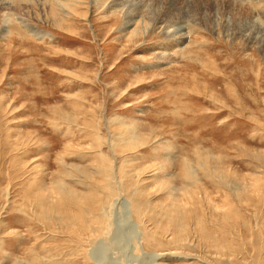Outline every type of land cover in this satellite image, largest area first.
Returning a JSON list of instances; mask_svg holds the SVG:
<instances>
[{"label":"rangeland","instance_id":"obj_1","mask_svg":"<svg viewBox=\"0 0 264 264\" xmlns=\"http://www.w3.org/2000/svg\"><path fill=\"white\" fill-rule=\"evenodd\" d=\"M15 1L0 0V264H264V0H80L62 28ZM122 196L141 254L118 221L99 240L109 223L87 210Z\"/></svg>","mask_w":264,"mask_h":264},{"label":"bare ground","instance_id":"obj_2","mask_svg":"<svg viewBox=\"0 0 264 264\" xmlns=\"http://www.w3.org/2000/svg\"><path fill=\"white\" fill-rule=\"evenodd\" d=\"M33 4L36 3V2H39L41 1L42 4H43V7L44 6H47L49 7V15H51V18H52V21L54 23L52 24H55L57 27H63L65 25L64 24V20L66 18H68V8L72 9L73 10V7L77 6V4L80 2V0H30ZM23 2H29V0H16L14 2V6H22L23 5ZM17 3V4H15ZM68 7V8H66ZM66 8V9H65ZM132 16L134 15H131L130 18L127 20V23L128 22H132V23H136L134 17L131 18ZM258 19V18H257ZM260 21V20H259ZM138 23V22H137ZM23 30L26 32V33H29L31 36H34V37H42V36H45L44 34H40L39 32H35L33 31L31 28H29L28 26H24L23 27ZM138 30V29H137ZM132 31V30H131ZM162 31V30H161ZM175 31H181V30H175ZM3 32L4 33H8V32H5L4 29H3ZM133 32V31H132ZM169 30H165L163 33L166 34V36H173V34L170 32ZM185 35V32H182L180 33V35L178 34L177 37L173 38L172 40L174 41V43L176 44H181L182 41L184 40V36ZM183 166L181 168H185L187 169V165H188V162H187V159L185 160V158H183ZM103 163V162H102ZM188 168H189V165H188ZM191 169V168H190ZM189 170V169H188ZM188 170L185 171V176L186 177L189 173ZM190 171V170H189ZM192 171V170H191ZM183 173V172H182ZM192 173V172H191ZM183 176V175H182ZM188 177V176H187ZM186 177V178H187ZM105 178V177H104ZM106 180V178H105ZM60 185H62L60 183ZM109 188V187H108ZM107 188V189H108ZM59 189H62L59 188ZM63 190V193L65 192V190H67V194L68 196L70 197H73V198H76L77 201L81 199V194H77L75 192V190L73 191H69L67 188L66 189H62ZM61 190V191H62ZM70 194V195H69ZM87 194V193H85ZM98 195V194H97ZM96 196V195H95ZM84 197V196H83ZM86 198H89L88 196ZM85 199V197H84ZM83 199V200H84ZM90 199V198H89ZM123 199V200H122ZM109 199L105 198V199H96V203H93L92 201L88 203V201H86V203L88 204L87 205V210H88V213L92 214L93 216H95L96 218L94 219L93 223H97L96 227L97 229L100 230V227H102V225L104 224V221L107 220L109 225L108 227H105L107 229V232H108V236L106 235V237H102L101 241H104V242H108V239H109V235L111 234L110 231L112 232V229L114 228L113 225L116 227L117 225V221L119 222V226L121 227V229L124 227L127 232L129 233V236H127V238H131L129 239L130 241H132L133 243V246L131 244V246L134 248V250L137 251V253H140L141 254V250H142V245L140 243V236H141V233L137 231V222L136 221H133V219L131 218V214H130V208L133 209V206L134 204L130 203L122 197H115L114 200L109 203ZM81 202V200L79 201ZM78 203V202H77ZM85 206V205H84ZM41 207V206H40ZM46 207V205H45ZM44 208V207H43ZM50 209V208H49ZM82 210V209H80ZM1 223V222H0ZM119 227V228H120ZM123 228V229H124ZM130 230H131V233L132 235H130ZM125 236V237H126ZM126 239V238H125ZM143 253V252H142ZM139 254V255H140ZM155 260L159 257V254L158 253H152ZM89 255V257L91 259H93V256L91 254H87ZM137 255V254H136ZM138 255V256H139ZM116 256V255H115ZM118 257V255H117ZM121 257V255H120ZM151 258V257H150ZM153 258V259H154ZM96 260H99V259H96ZM95 260V261H96ZM117 260V259H116ZM120 260V259H119ZM125 261V260H124ZM145 261V260H144ZM147 261V260H146ZM97 263H99L100 261H96ZM119 262V261H118ZM150 262V261H149ZM19 263V262H18ZM109 264V263H108ZM148 264V263H147Z\"/></svg>","mask_w":264,"mask_h":264}]
</instances>
